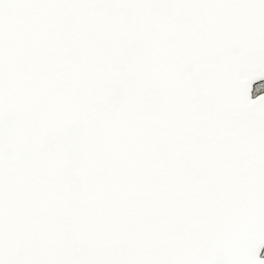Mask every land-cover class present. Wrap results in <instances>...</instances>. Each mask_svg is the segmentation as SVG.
I'll list each match as a JSON object with an SVG mask.
<instances>
[{
  "label": "snow or ice",
  "instance_id": "snow-or-ice-1",
  "mask_svg": "<svg viewBox=\"0 0 264 264\" xmlns=\"http://www.w3.org/2000/svg\"><path fill=\"white\" fill-rule=\"evenodd\" d=\"M0 264H264V0H0Z\"/></svg>",
  "mask_w": 264,
  "mask_h": 264
}]
</instances>
